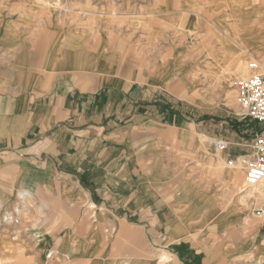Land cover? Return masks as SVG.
<instances>
[{
	"label": "crops",
	"instance_id": "0c3cea01",
	"mask_svg": "<svg viewBox=\"0 0 264 264\" xmlns=\"http://www.w3.org/2000/svg\"><path fill=\"white\" fill-rule=\"evenodd\" d=\"M56 1L0 0V195H63L78 215L58 247L92 264H264V216L231 203L238 171L212 144L224 120L192 117L215 106L187 42L212 36L214 71L262 59L264 0ZM89 202L120 233H79Z\"/></svg>",
	"mask_w": 264,
	"mask_h": 264
},
{
	"label": "rangeland",
	"instance_id": "374dc122",
	"mask_svg": "<svg viewBox=\"0 0 264 264\" xmlns=\"http://www.w3.org/2000/svg\"><path fill=\"white\" fill-rule=\"evenodd\" d=\"M260 1L258 0V2ZM255 2L257 1L253 3ZM249 3V0L241 2L242 5H249ZM52 6L56 11H59L68 10V8L74 9L77 5H68L63 3L62 0H57ZM211 38L212 36L210 35L199 34L189 37L187 41L188 43L195 42L198 44L196 60L199 63V68L193 73L189 84L191 87L196 88L195 95L200 96V105L215 106V109H213L214 114L206 115L199 111L198 114L192 117L199 121L204 119L213 121L215 124L224 120V124L218 128L220 130L223 128L227 134H230L229 158L236 160L239 157V160L235 165H230L228 162H220V164L225 166L226 174L227 171H230L231 177L238 171L237 176H239H234V178H239L240 184L235 185L233 183L229 194L230 201L232 204H238V209L241 212L249 214L260 199L249 198L247 203L244 202V195L248 193V189H251V187H247L246 171L242 167L241 160L242 158H249L253 154L252 145L256 133L263 127V123L252 117L240 114L242 107L236 96L234 82L236 79L249 76L252 73L248 65L249 61L254 58L247 57L238 63L235 61V64H230L220 69L217 68L215 69L216 71L207 66L205 67V64L207 65L208 63L205 60L208 53L204 51H206L205 49H207ZM259 59L260 63L264 62V57ZM219 139L225 138L219 137ZM215 153L220 155L223 152L215 151ZM254 191H256L255 188ZM22 195L25 197H22ZM8 198V200H5L6 197L0 195V264H92L91 260L76 259L69 253L62 251V247H58L57 242L62 239L63 234L69 229L65 226L59 228V225L65 220H71L74 215H78V211L64 209L67 200L63 195L47 194L38 190L32 196L31 189L25 187L16 188L12 196L8 195ZM87 206L89 211H86L88 213L86 222L89 221V224L88 227L84 225L75 227L79 233L88 232L93 236L101 233L111 235L120 233L118 228L107 229L106 227L98 226L95 222L96 205L89 202ZM247 219L249 223V217ZM57 228H59L57 233L53 234ZM52 239L56 241H52ZM27 252L36 254L38 256L37 260L31 257L25 258L24 256ZM48 254H51V256L48 257ZM158 256L159 261H164L167 258L164 251Z\"/></svg>",
	"mask_w": 264,
	"mask_h": 264
},
{
	"label": "built area",
	"instance_id": "2783aa9c",
	"mask_svg": "<svg viewBox=\"0 0 264 264\" xmlns=\"http://www.w3.org/2000/svg\"><path fill=\"white\" fill-rule=\"evenodd\" d=\"M248 66L252 73L234 82L236 96L242 107L240 114L263 123V127L256 133L252 145L253 154L249 158H244L242 163L248 186L254 187L256 193L262 197L255 204L254 211L258 216H264V70L256 59L250 60ZM212 144L215 151L221 153L230 147L231 142L227 139L215 138ZM238 160L239 157L236 160H229L228 163L235 165ZM50 256L51 254H48V257Z\"/></svg>",
	"mask_w": 264,
	"mask_h": 264
},
{
	"label": "bare ground",
	"instance_id": "6f19581e",
	"mask_svg": "<svg viewBox=\"0 0 264 264\" xmlns=\"http://www.w3.org/2000/svg\"><path fill=\"white\" fill-rule=\"evenodd\" d=\"M259 61V60H258ZM260 62V61H259ZM262 66H261V69L262 70H264V62L261 64ZM243 159L244 158H242V160H241V162H243ZM223 160V159H222ZM224 161V160H223ZM242 165H243V163H241ZM243 167V166H242ZM237 182H239V180L237 181ZM234 183V182H233ZM235 184V183H234ZM247 187L249 188L250 186H248V183H247ZM246 187V188H247ZM249 191H248V193L246 194V195H244V202H246L247 203V201H248V199L249 198H256V199H261L262 197H260V195H258V194H256V191H254V187H251V189H248ZM24 193V192H23ZM21 195V194H20ZM22 197H25L24 195H22ZM258 197H260V198H258ZM243 199V198H242ZM243 202V201H242ZM20 212H21V210H20ZM11 217V216H10ZM8 220V219H7ZM10 220V219H9Z\"/></svg>",
	"mask_w": 264,
	"mask_h": 264
}]
</instances>
